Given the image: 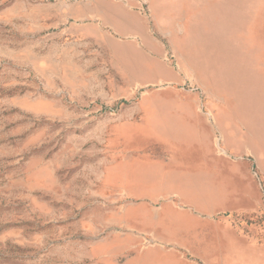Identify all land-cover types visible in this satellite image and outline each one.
I'll use <instances>...</instances> for the list:
<instances>
[{
    "label": "rangeland",
    "instance_id": "1",
    "mask_svg": "<svg viewBox=\"0 0 264 264\" xmlns=\"http://www.w3.org/2000/svg\"><path fill=\"white\" fill-rule=\"evenodd\" d=\"M0 264H264V0H0Z\"/></svg>",
    "mask_w": 264,
    "mask_h": 264
},
{
    "label": "crops",
    "instance_id": "2",
    "mask_svg": "<svg viewBox=\"0 0 264 264\" xmlns=\"http://www.w3.org/2000/svg\"><path fill=\"white\" fill-rule=\"evenodd\" d=\"M203 171L204 172H201V173L198 172L197 173V176H196L198 179L200 178V181H199L200 184L197 185V183H194V189H191L189 187V191L186 190V187H185L186 196H183L181 193H179L176 190L173 191V192H169V195H173V196L175 195L176 197H178V199H179V201H180L181 204L188 205L189 207L195 208L196 210L197 209H201V210H203L205 212H211L214 208H216L215 206L217 205V204L212 205L213 201L214 200H217V196H215L216 198L215 197L214 198L212 197V194H214L213 191H212V187H213V182H212L213 181L212 180L213 179V174L210 172V174L208 175L207 172L205 171V167H203ZM170 172L171 171H168L167 172V174H168L169 177H170ZM194 173H196V172H194ZM214 176H215L214 177L215 178V181H220L221 188L222 187H225L224 184L227 183V177L225 176V174H223V171L220 170V173L219 174H216ZM126 179L127 180H130V177L128 178L127 175H126ZM128 182L129 181L126 182V185H129L130 188H128V190L127 189H125V190H127V192L129 194H131V193H135V194L138 193L139 194V193H141V192H139V189H141V187H147L149 189V186L151 185L150 183L146 182V183H144V186H141V184H140V186H136V188H134L135 185L132 184L133 186H131L130 183H128ZM166 182H168V181L165 180V183ZM155 184L158 185V183H155ZM199 187L201 189L202 188L204 189L202 195L201 194H198V193H201L202 192L201 189H199ZM181 188H183V187H181ZM158 190H156V192H155V198L156 197L158 199L159 198H161V199L164 198V196H166L165 193L163 191H158ZM144 193L148 194L149 191L148 192H144ZM206 193H209V196H207ZM242 193H240L238 191L237 192L236 191H231L230 192L229 189L227 187H225V190L224 191L221 190V192L218 194V196H219V198H218V201H219L218 204L219 205L218 206H220L221 204H224V202L230 200V196L232 198H234V199L235 198L238 199V196L240 194H242ZM214 195H216V194H214ZM151 196H152V194H151ZM242 196H243V194H242ZM151 198H153V197H151ZM184 198L186 200H184ZM168 204H170V203H168ZM167 209L169 211L172 210L170 208V205L168 206ZM167 213L169 214V216L171 215V212H168L167 211ZM183 214H184L185 219H187V220H191V218H193L195 221L197 220V215L196 214H193V213L192 214L191 213H185L184 211H183ZM160 215H162V214H160ZM167 216H168L167 214H164V218L167 217ZM181 224H183V223H181ZM161 239H162L163 242H166V243H170V241H171L170 239H167V238H161ZM181 243L180 242H176V245H178V248H183L182 245H181ZM182 244H183V246L187 247L186 249L192 250V248L190 246H188V245H186L184 243H182ZM228 253H229V250H228L227 255H226L227 257H228Z\"/></svg>",
    "mask_w": 264,
    "mask_h": 264
}]
</instances>
